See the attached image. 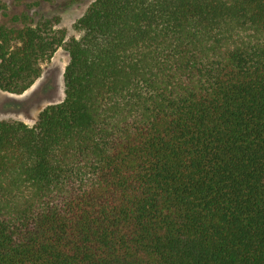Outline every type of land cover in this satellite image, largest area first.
<instances>
[{"label": "trees", "instance_id": "1", "mask_svg": "<svg viewBox=\"0 0 264 264\" xmlns=\"http://www.w3.org/2000/svg\"><path fill=\"white\" fill-rule=\"evenodd\" d=\"M73 27L0 24L1 90L70 56L62 101L0 120V264H264V0H93Z\"/></svg>", "mask_w": 264, "mask_h": 264}, {"label": "rangeland", "instance_id": "2", "mask_svg": "<svg viewBox=\"0 0 264 264\" xmlns=\"http://www.w3.org/2000/svg\"><path fill=\"white\" fill-rule=\"evenodd\" d=\"M93 0H0V24L11 28L34 25L40 19H59V25L68 36H77L74 22L85 12ZM70 56L60 47L52 58L43 64L41 75L34 84L20 94L0 89V120L16 119L33 124L39 112L48 104L58 103L65 96V70Z\"/></svg>", "mask_w": 264, "mask_h": 264}]
</instances>
